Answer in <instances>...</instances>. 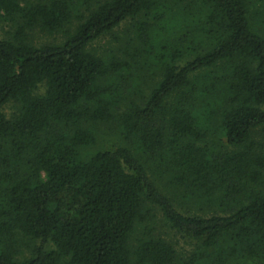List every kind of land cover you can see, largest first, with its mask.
Returning <instances> with one entry per match:
<instances>
[{"label":"trees","instance_id":"1","mask_svg":"<svg viewBox=\"0 0 264 264\" xmlns=\"http://www.w3.org/2000/svg\"><path fill=\"white\" fill-rule=\"evenodd\" d=\"M0 18V264H264V0H0ZM101 126L125 144L95 150Z\"/></svg>","mask_w":264,"mask_h":264},{"label":"rangeland","instance_id":"2","mask_svg":"<svg viewBox=\"0 0 264 264\" xmlns=\"http://www.w3.org/2000/svg\"><path fill=\"white\" fill-rule=\"evenodd\" d=\"M128 25V23L123 24L120 29L116 30L114 32V35L116 36H122L124 28ZM12 29L9 25V23L3 21L0 18V39L6 37L7 32H11ZM31 34V33H30ZM34 43L40 44V43H47V42H52V37L44 33H39L35 32L34 34ZM114 35H111L110 37H106L103 40H100L96 44H94V48L100 49L102 51L106 50V47L109 48V46L113 45L114 42H112V38ZM110 42V44H109ZM140 69V68H139ZM141 70V69H140ZM145 70V68H142L141 71ZM140 72H136V74H133V79L128 83V85H125L126 90L134 89L135 87L139 89L141 92H146V87L149 82H145V76ZM139 77V79H138ZM6 115H9L11 113V107H7L5 110ZM96 139L97 143L95 145V150L96 149H108L113 146H118V145H124V141L122 140L119 131L112 129L109 126H101L98 131H96ZM173 242L178 243L179 247H183L182 245L183 242L179 241L178 239H173Z\"/></svg>","mask_w":264,"mask_h":264}]
</instances>
